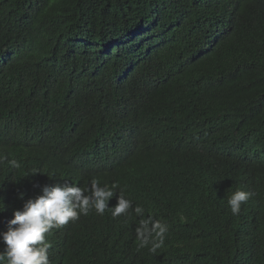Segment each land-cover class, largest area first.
I'll return each mask as SVG.
<instances>
[{
	"label": "trees",
	"instance_id": "1",
	"mask_svg": "<svg viewBox=\"0 0 264 264\" xmlns=\"http://www.w3.org/2000/svg\"><path fill=\"white\" fill-rule=\"evenodd\" d=\"M94 177L52 264H264V0H0V231Z\"/></svg>",
	"mask_w": 264,
	"mask_h": 264
},
{
	"label": "clouds",
	"instance_id": "2",
	"mask_svg": "<svg viewBox=\"0 0 264 264\" xmlns=\"http://www.w3.org/2000/svg\"><path fill=\"white\" fill-rule=\"evenodd\" d=\"M9 163L14 168L19 167L16 160ZM36 172L38 171L32 174ZM76 185H46L42 189L43 194L27 199L22 209L14 211L13 218L7 221L6 230L0 231V243L5 245L3 251H0V264H52L55 252L50 237L46 234L69 221H76L80 214H87L90 209L103 214L109 207V200L116 194L107 186H100L95 177L88 186ZM249 190L254 192L251 188ZM251 195L249 191L238 189L228 197L227 203L234 216L240 214L242 204L244 210L248 209L247 204L253 199H250ZM20 198H24L23 193ZM129 206L130 203L120 195L117 206L113 207V215H119ZM2 211L4 205L0 206V212ZM136 211L139 212L140 209L137 208ZM162 231L163 229L161 233Z\"/></svg>",
	"mask_w": 264,
	"mask_h": 264
}]
</instances>
